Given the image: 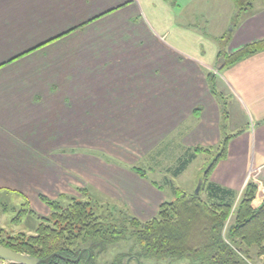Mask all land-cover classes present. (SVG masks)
<instances>
[{
    "label": "crops",
    "instance_id": "1",
    "mask_svg": "<svg viewBox=\"0 0 264 264\" xmlns=\"http://www.w3.org/2000/svg\"><path fill=\"white\" fill-rule=\"evenodd\" d=\"M147 1L143 17L135 0H0L1 198L24 197L45 217L40 196L78 199L91 185L147 220L168 198L161 170L146 181L136 169H151L164 144L180 157L227 138L209 182L237 200L252 183L253 207L264 202V52L223 70L217 60L228 33L227 53L264 39V0L234 26L231 0H203L202 35L197 11ZM170 183L174 198L171 188L188 192Z\"/></svg>",
    "mask_w": 264,
    "mask_h": 264
},
{
    "label": "trees",
    "instance_id": "2",
    "mask_svg": "<svg viewBox=\"0 0 264 264\" xmlns=\"http://www.w3.org/2000/svg\"><path fill=\"white\" fill-rule=\"evenodd\" d=\"M236 15L249 10L255 0H231ZM230 34L219 39L217 56L221 70L264 52V39L249 43L234 52L224 49ZM210 92L221 104L214 86V77L208 75ZM227 138L205 168L198 194L171 188L174 201L160 205L156 215L148 220L131 218L130 229L113 222H103L92 211V199L71 198L51 201L40 196V201L49 209L50 217L41 218L34 234H9L0 228V246L15 253L44 260L52 255L50 264H97L99 256L106 254L107 247L117 242L133 240L130 254H117L110 264H144V260L164 258L198 259L200 264H246L244 255L250 247H256L264 256V202L253 207L256 187L248 183L239 199L229 190L212 185L209 176L220 159L226 157ZM207 148L188 149L174 163L172 177L179 176L198 154L210 153ZM136 172L143 177L141 171ZM167 184L172 186L170 181ZM86 197V189L79 190ZM205 195V198L202 196ZM31 211V210H30ZM33 214V212H29ZM232 222L229 225V217ZM224 229H226L224 233ZM138 250V251H135ZM135 251V254L133 253ZM133 254V255H132ZM77 262H73L75 260ZM123 259H128L123 263ZM86 262V263H85ZM0 264H5L0 261Z\"/></svg>",
    "mask_w": 264,
    "mask_h": 264
},
{
    "label": "rangeland",
    "instance_id": "3",
    "mask_svg": "<svg viewBox=\"0 0 264 264\" xmlns=\"http://www.w3.org/2000/svg\"><path fill=\"white\" fill-rule=\"evenodd\" d=\"M147 1V0H145ZM159 1V0H158ZM164 1L165 5L175 11H177L178 15L181 13L186 14V12H190L191 9L195 12L197 11V14H192L193 20L190 21L192 23L191 25L194 26V29L202 35L203 32H206L209 30V26H205L202 16L203 13L206 11L204 9L206 5H204L203 0H160ZM206 1V0H205ZM143 2L144 0H135V3L137 6L140 5V10H142V15L144 11L143 8ZM151 2H155V0H151ZM151 2H145L151 5L152 8L157 9L156 4H153ZM226 3V2H225ZM231 7L233 8V5L231 4ZM173 10V13H175ZM153 11V10H152ZM228 9H225V12L221 11L222 14H227ZM147 14V13H146ZM147 17V15H146ZM182 15V19L186 21V17ZM149 18V17H148ZM219 66V64H218ZM176 142V141H175ZM175 144V143H174ZM92 146L96 147V149L104 148V145H96L95 143L92 144ZM91 146V147H92ZM161 149H165L163 155H161L159 158L153 160L152 168L148 169L147 167H142L141 172L146 176V181L149 179H152V177L158 174V184L164 185V189L166 190L165 196L167 201L169 202L174 197L168 192L167 190H170L169 186L167 184V181L172 180L175 187H180L183 189H186L188 192H195L197 186L193 185V180L196 177L197 181L199 182L201 180L202 174L209 164V160H211L214 157L213 148H207L210 149V153H204V154H198L193 161V163L188 167L187 171L180 176V178L176 179L172 177L171 170H173V166L175 163V160H177L179 155L175 152V149L170 148L168 144H164ZM155 155V154H154ZM118 157V155H116ZM177 157V158H176ZM176 158V159H175ZM118 160H122L119 157L116 158ZM137 163L139 165L145 164L142 159L138 160ZM151 163V162H150ZM167 167L166 169H164ZM158 168V169H156ZM171 169V170H169ZM155 179H152L154 181ZM198 185V183H197ZM87 195L86 197H78V200H89L92 199V211L96 216H98L103 222H113L118 226H126L127 229H130L131 226L129 225V220L136 215H133L130 213V209L128 206H125L123 203H117L110 199V197H107L105 193H101L100 191H97L94 189L93 186L87 185ZM70 197L69 199H71ZM5 200L0 197V228L6 231L9 234L15 235L18 233H25V234H34L36 228L42 224L41 218H49L50 213L43 217L36 213L33 214L29 213L30 211V203L26 201V198L21 197L18 195V198L11 197ZM63 200L64 202H68V200ZM174 201V200H173ZM263 202V201H262ZM30 207V208H29ZM138 218V217H135ZM139 219V218H138ZM143 220V219H140ZM148 220V219H147ZM232 222V216L229 217V225ZM226 229H224L225 233ZM134 243L133 240L125 241L123 243L117 242L114 244L109 245L106 250V254L103 256H99L96 259L97 264H110L114 257L119 254H130L131 246ZM247 251V255H244V260L246 264H264V256H261V254H258V250L256 247H250ZM135 251H138L135 249ZM135 251L133 253L135 254ZM133 255V254H132ZM126 259H123V263H126ZM130 264H134L132 261H130ZM144 264H200L198 259L195 258H189V259H178V258H164L162 260H155V259H148L144 260Z\"/></svg>",
    "mask_w": 264,
    "mask_h": 264
},
{
    "label": "water",
    "instance_id": "4",
    "mask_svg": "<svg viewBox=\"0 0 264 264\" xmlns=\"http://www.w3.org/2000/svg\"><path fill=\"white\" fill-rule=\"evenodd\" d=\"M201 186V180L198 182L197 188L194 194H198ZM54 257H59L58 255H52L44 260L35 259L23 254L15 253L5 247L0 246V261L5 264H50V261ZM60 258V257H59ZM79 258L73 262L78 261Z\"/></svg>",
    "mask_w": 264,
    "mask_h": 264
},
{
    "label": "flooded vegetation",
    "instance_id": "5",
    "mask_svg": "<svg viewBox=\"0 0 264 264\" xmlns=\"http://www.w3.org/2000/svg\"><path fill=\"white\" fill-rule=\"evenodd\" d=\"M77 262V261H76ZM86 263V262H85ZM128 264V263H127Z\"/></svg>",
    "mask_w": 264,
    "mask_h": 264
}]
</instances>
